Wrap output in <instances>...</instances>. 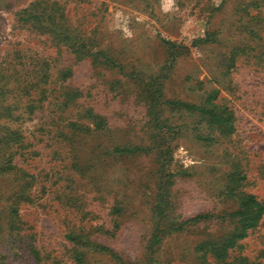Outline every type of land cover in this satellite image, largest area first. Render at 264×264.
<instances>
[{
    "label": "rangeland",
    "instance_id": "1",
    "mask_svg": "<svg viewBox=\"0 0 264 264\" xmlns=\"http://www.w3.org/2000/svg\"><path fill=\"white\" fill-rule=\"evenodd\" d=\"M211 103L231 130L184 106ZM245 194L264 203V0H0V264H264V212L229 243Z\"/></svg>",
    "mask_w": 264,
    "mask_h": 264
},
{
    "label": "trees",
    "instance_id": "2",
    "mask_svg": "<svg viewBox=\"0 0 264 264\" xmlns=\"http://www.w3.org/2000/svg\"><path fill=\"white\" fill-rule=\"evenodd\" d=\"M19 19L22 21H30L33 24H37L40 27H42L44 30H47L48 32L54 33V35L62 38H65L66 35L60 31V29L55 25L53 20L50 18L49 15L45 14H37V13H25L24 15H20ZM208 34L204 37L196 39V41L199 42H204L206 41ZM184 105V104H182ZM189 109L199 111L201 113H204L207 118L214 123H218L220 125H223L226 129L231 130L232 125L230 122V115L227 112L224 111H218L217 107L211 103L209 107H204V106H199V105H184ZM84 117H87L88 119L92 120L94 123L95 128H103L105 126V121L102 117L99 116H94L90 111H86L84 114ZM77 127V125H74ZM116 151L119 152H124L126 149L123 148H116ZM129 150V149H127ZM240 206L238 209L230 212L227 214L228 218H237L238 220V226L235 227L234 231L229 237V243H231L236 239V238H241L245 236L246 230L249 228L254 227L255 225L258 224V221L264 212V203L256 200L255 196L252 194H245L241 196L240 199ZM207 215H196L193 217V220L197 219H203L206 218ZM69 239H71L74 243L76 244H85L81 241V237L78 234H69L67 235ZM208 246V244H200L197 246V250H203L204 247ZM86 246V244L84 245ZM89 248L92 250H104L106 247L97 244V243H88ZM204 252V251H202ZM84 252L83 251H75L74 252V260L77 263H80L82 261ZM215 255L219 258H223L225 256V249L224 247L220 249L219 251H215ZM200 264H208L203 255H202V260L200 261Z\"/></svg>",
    "mask_w": 264,
    "mask_h": 264
}]
</instances>
